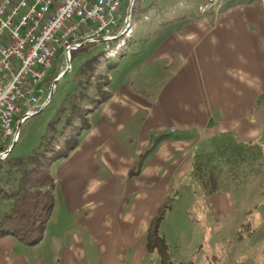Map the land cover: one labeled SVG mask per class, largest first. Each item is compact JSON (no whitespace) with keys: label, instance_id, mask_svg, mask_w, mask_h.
<instances>
[{"label":"crops","instance_id":"crops-1","mask_svg":"<svg viewBox=\"0 0 264 264\" xmlns=\"http://www.w3.org/2000/svg\"><path fill=\"white\" fill-rule=\"evenodd\" d=\"M188 1H138L135 25L154 9L166 18L132 45L133 63L119 83L112 86L108 71L109 95L90 112L76 146L51 163L53 206L42 238L26 244L0 235V264H147L152 217L170 194L173 202L189 201L193 187L211 213L243 225L262 178L205 194L190 170L213 133L258 142L264 151V0H222L204 11L203 0ZM55 197L91 239L76 228L66 238L53 230Z\"/></svg>","mask_w":264,"mask_h":264},{"label":"rangeland","instance_id":"rangeland-1","mask_svg":"<svg viewBox=\"0 0 264 264\" xmlns=\"http://www.w3.org/2000/svg\"><path fill=\"white\" fill-rule=\"evenodd\" d=\"M128 1L124 0L122 4L125 13ZM138 1L134 0L132 5L128 23V25H131L129 35L125 36L122 33L113 40L88 43L85 48L77 52L72 51L71 69L56 82L55 89L47 105L41 111L29 115L21 122L18 137L12 150L7 155L26 154L35 147L42 134H45L48 138L46 145L51 150L50 154L66 150V141L77 136L79 139V135L85 129L82 127L83 121L86 119L85 121L89 122L90 112L100 104L99 101H101L104 91H107L108 95L110 93L107 87L108 71H111V75L114 77L112 86L115 82L119 83L124 78V71L133 63L132 55H129L132 45L136 42L140 45L143 44L144 42H141V40L149 33H153V30L158 28L157 23L166 18L165 14H163V17L158 16V12L154 9L143 22H140L142 17H137L135 25L134 13ZM175 1L177 0H166L170 4ZM195 2L196 0H189L188 4L191 5ZM176 10L166 8L164 13L174 15ZM158 20L160 21L158 22ZM109 49L117 51L110 53ZM100 51H103V53H100ZM93 55L98 56V62L93 72L86 78L85 73H79L77 69ZM65 65V57L60 46L42 80V85L45 87L43 101L49 93L52 80L64 69ZM85 79H88L86 86L88 95L80 100V104L84 108V113L80 116H85L84 120L73 115L68 108L63 113L62 120L55 124V131H51L48 128V123L56 116L63 98L68 92L77 88L79 83H83ZM135 85L138 88H144L148 84L136 82ZM40 104L41 102L39 106ZM88 110L91 111L85 114ZM25 112V107H22L17 118ZM65 116H72L74 120L70 125L66 124L62 127ZM15 127L13 132H15ZM10 140L12 141L11 135L6 136L5 148L10 145ZM8 142L9 145H7ZM5 157L0 158V213L9 207L11 199L7 196L15 180L14 173L9 170L5 162ZM49 172L51 174L50 166ZM258 176L264 178V169ZM262 182L261 191L256 195L251 204V210L247 212L245 222L241 226L235 225L233 218L227 217L225 213H211L206 205L207 201L200 197L198 188L195 190V187H193L192 192L194 193L191 195L193 198H190L189 201L177 200L173 202L175 196L159 224V234L163 236L168 245L167 254L163 257L158 251H149L146 258L147 264H264V179ZM56 199L57 197H55V207L51 216L53 230L57 231L58 229L60 235L66 238L69 231L76 228V230L83 232L86 239H91L90 236L87 237V233L83 229L75 226V220L68 217L64 206ZM235 208L234 214L237 217L241 205L235 204ZM45 239L46 242L42 241L45 243L43 253L51 247V237L47 236Z\"/></svg>","mask_w":264,"mask_h":264},{"label":"trees","instance_id":"trees-1","mask_svg":"<svg viewBox=\"0 0 264 264\" xmlns=\"http://www.w3.org/2000/svg\"><path fill=\"white\" fill-rule=\"evenodd\" d=\"M85 46L86 44L73 50L77 52ZM73 50H71V58ZM97 58V55H93L86 59L78 67L77 72L85 73V77H89L98 62ZM87 84L88 79H85L83 83L77 85V88L65 95L56 116L48 123L51 131H55V124L62 120L63 113L68 108L73 115L84 120L85 116H80L84 113L80 100L88 95ZM103 94L101 101L107 97L108 92L104 91ZM73 120L72 116H65L62 127L66 124L70 125ZM85 120L83 128L89 126V122ZM46 140L48 138L42 134L39 142L26 154L5 157V162L9 170L14 173L15 180L7 196L11 199L9 207L0 213V235L10 234L26 244H34L42 238L51 213L54 179L49 172V166L76 146L78 136L65 142L66 150L56 151L53 154L49 153L51 150L46 145ZM141 163L142 159H139L132 172H137ZM263 169L264 151L260 143L241 141L231 133L219 132L211 134L207 142L194 152L190 174L205 194H213L243 187L253 182ZM175 196L176 193L170 194L160 204L146 233L148 250L158 251L163 257L167 254L168 245L159 234V224Z\"/></svg>","mask_w":264,"mask_h":264},{"label":"built area","instance_id":"built-area-1","mask_svg":"<svg viewBox=\"0 0 264 264\" xmlns=\"http://www.w3.org/2000/svg\"><path fill=\"white\" fill-rule=\"evenodd\" d=\"M123 2L0 0V151L6 136L13 138L22 107L35 111L42 103V80L59 47L64 55L69 45L108 41L100 39L116 34L124 23ZM219 5L221 0H203L198 8ZM77 48L70 47V55Z\"/></svg>","mask_w":264,"mask_h":264},{"label":"water","instance_id":"water-1","mask_svg":"<svg viewBox=\"0 0 264 264\" xmlns=\"http://www.w3.org/2000/svg\"><path fill=\"white\" fill-rule=\"evenodd\" d=\"M133 2H134V0H129L128 1V5H127V8H126V15H125L124 23H123L121 29L117 32V34L114 35V36H112V37H102L100 40H104V39H115L120 34H122V32L124 31V29L127 27L128 23H129V19H130V16H131ZM83 44L84 43L74 44L72 46L73 47H80ZM72 46L69 45V46H67L65 48L64 57H65L66 65H65L64 69L61 72H59L54 77V79L52 80V83H51V86H50V90H49V93H48L46 99L41 103V105L39 106V108L37 110H35V111H27V112H25L23 115H21L18 118V120L16 122L15 132H14L12 141H11V143H10V145L8 147H6L3 151H0V158L5 157L12 150V148H13V146L15 144V141H16V139L18 137V134H19V128H20L21 122L26 117H28L29 115H32L34 113H37V112L41 111L47 105V103L49 102V100H50V98H51V96L53 94V91L55 89L56 82L71 69L72 63H71V55H70V52H69V48L72 47Z\"/></svg>","mask_w":264,"mask_h":264},{"label":"bare ground","instance_id":"bare-ground-1","mask_svg":"<svg viewBox=\"0 0 264 264\" xmlns=\"http://www.w3.org/2000/svg\"><path fill=\"white\" fill-rule=\"evenodd\" d=\"M232 1H235V0H232ZM221 5H222V0H221ZM130 32H131V25H128L125 29H124V31L122 32L125 36L126 35H129L130 34ZM117 34V33H116ZM116 34H113V35H110V37H112V36H114V35H116ZM131 37V36H130ZM109 40H113V39H109ZM120 45V44H119ZM122 48V47H121ZM111 51V52H110ZM115 51H117V50H114V49H109V52L110 53H115ZM111 55V54H110Z\"/></svg>","mask_w":264,"mask_h":264}]
</instances>
